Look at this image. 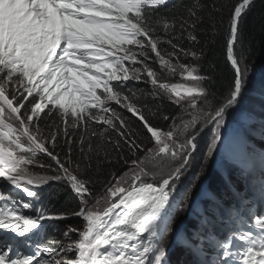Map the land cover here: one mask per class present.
<instances>
[{
    "label": "snow or ice",
    "instance_id": "1",
    "mask_svg": "<svg viewBox=\"0 0 264 264\" xmlns=\"http://www.w3.org/2000/svg\"><path fill=\"white\" fill-rule=\"evenodd\" d=\"M252 5L236 0L229 9L233 80L216 99L199 65L181 62V55L202 58L198 30L211 24L215 31V2L181 3L180 14L170 0H0V184L22 193L0 190V264H169L164 241L173 231L176 184L206 128L209 157L223 142L225 117L245 89L250 69L242 64L240 24ZM162 73L180 81L166 82ZM165 101L179 109L162 115L171 121L167 130L149 119L160 118ZM81 162L90 173L84 178L75 171ZM105 169L113 170L110 179L93 196L89 185ZM52 181L70 189L76 208L36 207L39 189ZM253 207L249 230L224 234L211 261L203 259L204 237H189L191 264H264V211ZM70 217L86 223L66 225L63 239L45 238L50 222Z\"/></svg>",
    "mask_w": 264,
    "mask_h": 264
},
{
    "label": "trees",
    "instance_id": "2",
    "mask_svg": "<svg viewBox=\"0 0 264 264\" xmlns=\"http://www.w3.org/2000/svg\"><path fill=\"white\" fill-rule=\"evenodd\" d=\"M201 2L208 6L215 2L220 6V11L214 13L212 17L215 31H212L211 24L199 29L198 33L201 43L195 47V50L197 52L200 50L203 51L202 58L199 61H193L190 55H181V62L185 64H198L200 74L210 77V79L205 82L204 86L210 90L214 98L222 99L227 95L233 80V71L227 60L226 43L229 27V9L236 0H201ZM171 3L176 6V10L180 11V14H184L182 10L179 9V5L181 3H191V0H172ZM210 10V7L206 8L205 15H207V12ZM240 33L244 43L245 54V59L242 61V64H246L250 69L247 74L245 86L250 85L251 91L245 87L239 103L233 111L242 114L244 117L243 120H248L250 108L256 106L261 109L262 106L259 102L261 100L264 102V0H253L252 7L247 14L244 15L241 21ZM182 46L185 49L193 48V45L188 42H185ZM237 55H239V45H237ZM254 74L256 76L253 78L251 77V79L248 78ZM160 79L166 82H175L176 80L175 78L170 77ZM186 83L191 84V82ZM134 86L141 88L151 87L150 85L144 84H134ZM152 108L153 111L156 110L155 105H152ZM178 112L179 109L175 105L165 101L160 110V118L154 119L149 114V119L159 128L167 130L171 121H165L162 118V115L167 114L173 116ZM128 115L131 116L130 113ZM254 118L255 116L252 117V122L254 121ZM134 119L135 118H133V120ZM185 119H187V116H185ZM211 137L212 132L210 130L199 136L198 148L192 155L191 164L198 160V162H200V156L203 152H206L207 154ZM141 139L143 143H149L143 136ZM238 139L244 142L249 140L246 128H241ZM256 145V148L259 151H264V142L260 140L259 142H256ZM73 156L74 158L77 157L75 151L73 152ZM61 157L63 158V153H61ZM40 159L45 164L50 163L48 158L43 156V154H40ZM32 170L41 174L45 172V170L40 168H33ZM127 170V166L117 167L115 169V174L119 176ZM247 170L248 168L245 167L243 163L234 160L229 153L220 150L219 145L217 150L214 151L210 157L207 155L204 164L198 167L196 165L194 167L190 165L187 168L184 175L176 184L178 192L184 193V196L171 223L173 231L164 241L168 260L174 264H191L192 257L188 255L185 250H183L182 255L180 254L181 249H184L186 246L185 241L189 238V236L187 237L186 235L188 229L191 227V225H189L191 219H197L200 222L202 213L207 212L206 205L211 204L212 200H218L219 197L223 196L227 188L233 187L237 188V191H240L239 184L234 181L232 175L233 172L241 173ZM75 171L81 176V178L90 175L83 162L80 163L79 169H76ZM112 171V169H105L101 178L94 180V182L89 185L93 196L101 195L104 192L105 182L110 179V173ZM202 187H204V189H202ZM39 193L40 195L38 199L42 201L44 208L51 212H62L68 207L76 208L78 205V201L74 199L70 189L61 182L52 181L49 184L42 186L41 189H39ZM233 193L237 194L236 190L233 191ZM185 195H188L189 197L186 206L182 203ZM240 195V198L243 199L244 196L242 195V192H240ZM83 224L84 221L81 217H70L64 221L54 222L49 228L57 239H63V231L65 230L66 225L81 227ZM180 228H183L184 230L181 231L180 240L176 243L173 240L174 234ZM70 235L74 239L77 238L76 233H70ZM218 251V249H215L211 253L210 250L206 249L205 253H210L207 259L211 261Z\"/></svg>",
    "mask_w": 264,
    "mask_h": 264
},
{
    "label": "rangeland",
    "instance_id": "3",
    "mask_svg": "<svg viewBox=\"0 0 264 264\" xmlns=\"http://www.w3.org/2000/svg\"><path fill=\"white\" fill-rule=\"evenodd\" d=\"M154 66H156L157 67V69H159V65H154ZM254 76H256L255 74L254 75H252V76H250V77H248V78H250L251 79V77L253 78ZM170 76H168L167 75V73H162L161 75H160V78H169ZM170 78H173V77H170ZM176 80H175V82L176 81H180V76H179V74H177L176 75V77H174ZM248 82H250V81H248ZM249 91H251V87H250V85H246L245 86ZM244 92V91H243ZM260 104H261V106H262V108L261 109H259L258 107H256V106H252L251 108H250V111H249V119L248 120H243L244 119V117H243V115L242 114H239V113H237V111H233V109L235 110L236 109V107H234L233 109H230L229 110V112H228V114L226 115V117L225 118H227V119H225V125H224V127L221 129V132H222V134H224L225 133V135L223 136L224 137V140H225V142H226V144H228V145H230V146H232V144H231V140H233L234 139V137H235V135H236V131L234 130V131H232L231 132V129H233V128H235V127H237V126H233V127H230V126H232V124H237V125H240V126H247V125H249V124H251V122H252V117H254L255 116V119H260V120H262V119H264V116H262L261 114L264 112V108H263V100H261L260 102H259ZM233 112H236V113H233ZM233 122H235V123H233ZM264 125V124H263ZM209 129L208 128H206L205 129V131L204 132H207ZM204 132H202L201 134H203ZM231 134V140H230V137H229V135ZM201 136V135H200ZM198 140H199V137H197V143H198ZM252 146H254V145H252ZM250 147L251 149H253V147ZM233 150V152L235 153V154H239V153H237V151H236V149H232ZM255 158H257V156H255ZM207 159V154H206V152H203L202 154H201V156H200V162H196V166L198 167V166H200V165H202V164H204V161ZM195 163V162H194ZM256 177H255V181H253V183L251 184V190L252 191H254L255 192V195L258 197V198H261L262 200H263V205H264V191L262 190V188L260 187V185L261 184H264V171H260V173L258 174V175H255ZM0 190H2V191H4L2 188H0ZM255 198V197H254ZM233 200H234V202L235 203H238L239 202V200H237V199H234L233 198ZM256 200V199H255ZM260 199H258L257 200V202L259 201ZM253 211H256V212H260L261 210H260V206H259V204H257L256 205V207L253 209ZM228 218H230L231 220H229L230 222L232 221V223L234 222V218L232 217V216H229ZM244 218L247 220V221H249V222H251V220L248 218V216H247V214H246V211H245V214H244ZM222 221V220H221ZM221 227V229H219L220 230V232L221 233H225L226 234V232L229 230V229H227L226 227H223L222 225L220 226ZM227 229V230H226ZM218 232H215V239L214 240H212V244H213V246H212V248H214V245H215V243H216V240L219 238L218 237ZM223 237V235L221 236V238ZM211 238V237H210ZM209 238V239H210ZM22 251H24V252H28V251H30L28 248H22L21 249ZM204 259V258H203Z\"/></svg>",
    "mask_w": 264,
    "mask_h": 264
},
{
    "label": "bare ground",
    "instance_id": "4",
    "mask_svg": "<svg viewBox=\"0 0 264 264\" xmlns=\"http://www.w3.org/2000/svg\"><path fill=\"white\" fill-rule=\"evenodd\" d=\"M232 153H234V152H233V150H232V151H230V154H232ZM246 190H248V189H246ZM130 243H131V242H130ZM175 252H176V251H175Z\"/></svg>",
    "mask_w": 264,
    "mask_h": 264
}]
</instances>
